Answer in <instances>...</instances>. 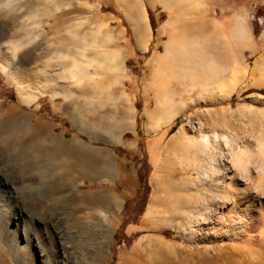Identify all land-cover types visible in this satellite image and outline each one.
<instances>
[{
    "label": "rangeland",
    "instance_id": "374dc122",
    "mask_svg": "<svg viewBox=\"0 0 264 264\" xmlns=\"http://www.w3.org/2000/svg\"><path fill=\"white\" fill-rule=\"evenodd\" d=\"M152 1L155 3L150 6L149 0H138L140 9H142L140 11H143L146 17L145 23L149 26L152 35L145 49L139 47L133 36L132 25L125 14L121 0H79V3L73 4V10H76L73 13L74 15L64 16V22L60 23L56 32H53L50 26L54 22V18L59 17L61 11L66 12V10L53 11L52 17L45 18L44 31L49 33V38L47 37L49 42L46 41V47L49 51L53 49V37L58 35L68 39L67 44L59 46L61 52L66 53L68 50L73 54L76 52L77 55L83 52L85 58L107 51L115 53L116 50L118 53V55L115 54L118 57L117 62H115L121 64V67L123 64L122 72H120V68L112 66L113 63L108 60L110 57L106 56V60L105 56H99L100 61H96L97 65L93 61L88 66L90 72L93 71L92 75L87 73L76 78L81 82L83 81L82 78L89 79L92 76L94 79H104L105 76L109 78L105 90L106 94L98 92L95 97V94L92 95V99L81 94L82 96H77V102L81 106V110L85 112L87 107L91 109L95 107L92 113L95 114L96 120L103 116V109L109 111V114L103 116L106 124L102 127H108V132L110 131L113 135H111L113 140L118 137L119 142L115 144L112 143V138H110L108 132L104 134L105 136L97 134L100 138L97 136L95 139H90L89 135L85 133L87 131L84 128V121L73 122L68 118L66 102L62 97L51 99L49 96H43L28 103L23 102L21 100L22 96L17 92L16 87L0 73V108L2 111L6 112L14 108L23 112L32 126L36 124L42 129V133L36 134L37 138L48 141L45 135L48 136L49 133L66 143L75 141L93 151L91 157L87 155L78 157V155L71 153L63 154L66 163L71 165V169L86 164L97 171L94 179L77 178L76 183L79 179L82 182L77 184L74 194L70 193L71 195H69L68 193L69 183L65 186L68 191L63 189L60 194H51L48 191V180L50 182L57 175L56 173H54V176L52 174L56 161H51V158H47L42 153H38L37 157L32 160L34 168L29 176L31 175L30 177L34 182L27 184V181H23L17 184L18 187L24 185L22 188H18L20 195L25 199L31 198L32 203L25 206L23 208L25 210L22 211L23 221L26 222L27 232L30 231V235H34L30 224L33 222L39 223L36 221L38 217H51L52 214L61 217L62 225L65 226L62 231L65 235H61V241L65 240V243L62 241V244L61 242L64 248L58 247L57 253L61 257L64 256L63 258L67 264H80L81 261H83V264H93L94 260L98 259H106L105 264H119L118 256L121 252L126 257L133 258L138 264H152V256L150 257L147 251L151 246L147 249L145 246L148 243L143 244L145 246L142 245L146 241L149 242L150 239L164 240L171 248L177 250V252L175 250L174 252L177 256L181 255L178 256L179 258H187L189 251L187 249L190 248L191 243L188 240L190 234H187L185 229L192 222L191 218H194L197 214H203L207 206L201 200L202 185L200 184L203 180L199 172H204L207 162L205 159H209L208 157L214 154L213 148L215 150L223 147L222 150H225V147L228 146L224 145L223 141L222 144H220L221 142L217 144L220 146L214 147L208 141H202V137L205 136L209 140L214 135H221L220 137L223 139L225 135L224 137L228 139V142L233 143L235 141L234 145L237 147L231 149L236 150L239 147L237 151L241 150L239 154L243 159L247 158V155H257V151L253 150L256 148V138H259L262 142L264 141V80L257 78L258 73L253 75L251 72L253 62L264 55V5L251 6L252 9L245 17L248 31L238 36V39L242 43H246L247 46H252L250 43L253 42L256 51L252 53L248 48L242 49V63L246 66V71L245 73L241 72L243 77L238 73L240 80L238 84L233 85L235 87L232 86L230 78L235 77L236 71L242 70L239 67L238 70L234 71V67L230 63L229 65H223L224 63L217 60H211L210 51H224L228 50L229 47L222 43L220 36L216 33L215 30L218 28L204 27L201 30H196L193 35L204 37L202 38V45L195 41L184 43L173 58L163 62V65L174 72L176 77L168 81L167 97L165 96V99L160 103L161 105H157L154 92L149 89L147 83L152 78L154 71L153 60L156 55L162 53V44L167 40L166 34L157 37V31L161 29V25L167 19V13L156 2L157 0ZM51 2L48 0V7L51 6ZM49 9L52 11V6ZM67 11H70V9ZM251 40L252 42H250ZM35 43L36 41L32 45ZM75 45L77 47L80 45L78 47L80 49ZM79 56L82 57L81 54ZM54 57L55 53L52 52L47 56L49 65H51L53 59L55 60ZM208 59L210 60L208 61ZM114 60H116V57ZM66 61V64L71 62L68 58ZM233 71L234 73H232ZM67 78L72 80L66 75L62 78V80L67 81L63 80L64 83H68ZM76 80L73 79V81ZM202 80L204 86L199 83ZM248 83L252 85L249 86ZM227 84L228 86H225ZM244 86H247V88H244ZM225 87H232L233 89H231L227 98L225 96L223 99L217 100L216 97L225 94ZM65 96L67 97L66 101L69 102V94L65 93ZM86 98L89 100L87 101ZM84 105H87V107L83 108ZM238 106H247L248 108L246 107V110L241 114L233 110ZM171 109L176 111L173 112ZM166 111L175 113L171 121L164 124L162 120H157L156 124L158 126L156 127L148 124L147 114L150 113L151 116L154 115L153 117L160 118L162 114L165 115ZM89 115H91V112L85 113L84 117ZM130 116L133 120L131 125L128 123ZM80 129L85 132L80 131ZM248 132L255 137L250 136L251 134L249 135ZM235 136L238 137V142L236 139L234 140ZM108 137L110 138L109 143L107 142ZM242 139L244 142H242ZM180 140H184L181 142L182 144H180ZM189 141L197 146V156L199 155L198 157L203 161V165L200 160V163H197L198 160L194 161L196 157L193 158L192 162L191 156L193 154L191 150L193 147H191ZM174 143H176L175 146H173ZM217 145L215 144V146ZM232 146L229 145V147ZM241 146L242 149H240ZM171 148L173 149L171 150ZM261 148L263 149V147H260L259 150H262ZM9 153L10 151L7 148L0 149V167L2 165L7 171L19 175L17 173V160L13 154L10 153V155ZM199 166L200 168H198ZM155 171L163 175L162 187L149 186L150 180L154 179ZM43 172L47 173L45 184L37 182ZM150 175L153 177L151 176L149 180ZM157 177V180L161 179L160 175ZM130 178L132 182L128 183ZM106 192L115 195L118 207L114 206V203L110 200L101 197ZM63 193L64 195L59 198V195ZM84 194L97 197L95 200L88 202L84 198ZM197 194L200 198L195 200ZM155 195L157 199L155 198L153 201ZM150 204H153L154 207L149 215H146ZM1 207L0 226L4 235L7 233L5 229L7 216L11 221L16 220V218L14 215H9L10 210L7 212V208ZM100 210L103 213L106 212V215L108 214L107 218L111 222L109 242L105 243L104 247L102 246L103 248L94 236V226L96 225L97 228L102 225L98 213ZM189 215H192V217ZM18 218L20 219L19 228H21V217L18 215ZM181 220L182 223L184 221L183 224ZM28 221L29 223H27ZM203 246L201 243H197L195 249L201 251ZM92 250L97 251L94 259H85L87 252L91 251L93 253ZM61 252L63 253L61 254ZM23 254L24 250H21L20 256L23 257ZM133 254L138 255L134 256ZM12 259L10 251L6 246L0 244V264H9V262L11 264L14 261ZM98 264L103 263L100 261Z\"/></svg>",
    "mask_w": 264,
    "mask_h": 264
},
{
    "label": "bare ground",
    "instance_id": "6f19581e",
    "mask_svg": "<svg viewBox=\"0 0 264 264\" xmlns=\"http://www.w3.org/2000/svg\"><path fill=\"white\" fill-rule=\"evenodd\" d=\"M49 1H52V11L49 9L51 6L48 7V0H0V73L16 87L17 92L22 96L21 100L25 103L43 96H49L51 99L62 97L66 102L68 118L73 122L80 120L84 121V128H86L87 132L81 129L80 131L87 133L90 139H95L99 134H107L108 127L102 126L106 124L104 123L103 116L109 114V111L103 109V116H100L99 119L96 120L95 114L92 113V110L95 107L91 109L87 107V105H84L83 108H85V106L87 108L85 109L86 112L83 110V113L81 106L77 102V96L82 94L83 96L91 97L92 99V95L95 94V97L98 92L106 94L107 92L105 90L107 89L109 78L105 76L104 79H94L92 76L89 79L82 78V82L81 80H76V78L87 73L92 75L93 71L90 72L88 66L93 61H100L99 59L101 56H105L106 60L107 57H110L108 60L113 63V67L120 68V72H122L121 68L123 67V64L121 67V64L116 63L118 58L116 56L118 55L116 50L115 53L107 51L87 58L83 57V52L80 53L82 57L79 56L80 54L77 55L75 54L76 52L73 54L67 49L66 53L61 52L59 46L68 43V39L65 36V38H63L55 35L53 37V49L52 51H49L48 47H46L49 33L44 31V25L46 24L45 18L52 17L53 11H58L60 9L66 10V12L61 11L59 17H55L54 22L50 26V29L53 32L58 31L60 23L64 22L63 17L76 12V10H73V4L79 3V0ZM121 1L124 6L125 14L131 22L133 36L139 47L145 49L152 35L149 26L145 23L146 17L143 14V11H140L142 9H140L138 0ZM156 2L160 4L163 10L167 13V19L161 25V29L157 31V37L166 34L167 40L162 44V53L156 55L153 60L154 71L152 78L147 83L149 89H152L154 92L156 103H158L157 105H161L160 103L165 99V96L167 97L166 91L168 81L176 77V74L163 65V62L173 58L178 52V49L184 43L195 41L199 45H202L201 42L204 37L193 35L196 30H201L204 27L218 28L215 30L216 33L220 36L222 43L229 47L228 50L224 51H210L211 60H217L220 63H224L223 65H229L230 63V65L235 68H233L234 71H236V69L238 70L240 67V70L242 71H236V75L230 74L235 75V77L230 76L232 77L230 78L232 86L239 83L240 77H238V73L242 76L243 74H241V72L245 73L246 71V66L242 63V49L248 48L254 53L256 48L253 46L252 40L250 41L252 43L249 42L252 46H247L246 43L245 45L238 39V36L239 34L247 33L248 31L245 17L252 9L251 6L264 5V0H157ZM153 3L155 2L149 0L150 6H153ZM68 9H70V11H67ZM34 41H36V43L32 45ZM75 46L77 47V45ZM50 52L55 53V60L53 59V62H50L52 67L47 62V56ZM115 57L116 60H114ZM67 58L70 59V64L65 63L67 62ZM209 60L210 59H208V61ZM252 65V74L256 75L258 73L257 78L264 80V55L260 56ZM234 71L232 73H234ZM66 75L72 79L68 80L67 78L68 83L63 82L65 79L62 80ZM73 79L76 81H73ZM115 80L117 79L115 78ZM199 83L204 86L203 80ZM225 86H228V84ZM244 88H247V86H244ZM231 89L233 88L225 87V94L223 93V96L216 97L217 100H221L225 96L227 98ZM65 93L69 94V102L66 101L67 97L65 96ZM88 100L89 99H87V101ZM200 101L202 100L200 99ZM246 107L238 106L233 110L242 114V112L246 110ZM173 109L171 110L175 112L176 110L174 111ZM87 112H91V115L84 117ZM173 112L170 113L169 111H166L165 115L162 114L160 118L153 117L154 115L151 116L149 113L147 114L148 124L156 127L158 126L156 124V122H158L157 120H162V122L166 124L174 117L173 115H175V113L173 114ZM129 119L130 121L128 123L131 125L133 122L132 117L130 116ZM38 133H42V129L36 124L32 126L28 117L23 112L14 108L5 112L0 108V149L7 148L10 153L15 156L18 166L17 173H19V175H14L13 172L4 169L2 165L0 167V207L3 206L7 208V212L10 210L9 215H14L16 218V220L11 221L7 216L8 220L6 221L7 223L5 227L7 233L4 235L0 226V244L6 246L12 254L14 261H12L11 264H67L63 258L64 256L61 257L57 253L58 247L61 249L64 248V246L61 245V242L63 241H61V235L63 234L62 231L65 226L62 225L63 222H61V217L59 218L57 214H52L51 217L36 216L38 218L35 220L39 223L33 222L30 224L31 230L34 233V235H30V231L29 233L27 232V224L23 221L22 211L25 210L23 209L25 206L32 203L31 198H23L20 195L18 188H22L24 185L18 187L19 185L17 186V184H20L23 181H27V184L34 182L30 177L31 175L29 176V173L34 168L32 160L37 157L38 153H42L47 156V158H51V161H56V163L54 162L55 167L52 174L53 176L54 173L57 175L50 182L48 180V191H50L51 194H60L63 189H66V184L69 183L70 187H67L69 188L68 193L69 195H71L70 193L74 194L77 184L82 182L79 179L76 183L77 178L84 177L88 178L87 180L94 179L97 171L95 168L88 167L86 164L71 169V165L66 163L63 154L71 153L78 155V157L86 155L91 157L93 151L75 141L66 143L62 139L55 138L49 133L48 136L45 135L48 138V141L43 138L40 139L36 137V134ZM108 133L110 138H112V143L115 144L119 142L117 139L118 137L113 140L111 132L109 131ZM220 136L214 135L209 140L205 136L202 137V141H208L214 147L220 146L217 144L220 142V144H222L223 141V144L228 146L225 147V150H222L223 147L221 149L220 147L216 148L215 150L213 148L214 154L209 156V159H205L207 162L205 166L206 168L203 170L204 172H199V175L204 181L200 184L202 185L201 200H203L207 206L205 205L206 210L203 214L193 215L195 219L191 218L192 222H190L187 229H185L186 233L190 234L188 235L189 238H187L191 243L190 248L187 249L189 250L187 258H179L181 255H178L179 257L177 256V250L171 248V246L164 240L150 239L151 241L149 240V242L151 243L146 241L142 243V245L148 243L147 246H143L146 248H149L150 246L152 247L149 249L147 248L150 257L152 256V264H264V141L262 142L259 138H256V145L253 142L252 143L256 147L253 150L257 151V155L252 154V157L247 155V158L245 157V159H243L241 154H239L241 150L239 152L237 151L239 147L236 148V150L231 149L237 147L234 145L235 141L233 143L231 141L228 142V139L224 137L225 135L223 136V139ZM250 136H252V134ZM110 138L107 142L110 141ZM239 138L241 137L239 136ZM235 139L237 140L238 137L236 138L235 136L234 140ZM182 141H179L180 144H182ZM238 141L239 140H237V142ZM189 142L191 143V147H193L191 150L193 154V156H191L192 162L193 158L196 157L194 161L198 160L197 163H200V157H198L199 155L197 156L196 152V150H198L196 149L197 146L193 145L191 141ZM242 142H244L243 139ZM175 144L176 143H174L173 146H175ZM215 144L217 146H215ZM258 144H260V146H258ZM229 145L234 146L229 147ZM246 146L248 147V144H246ZM260 147H263V149L261 148L262 150H259ZM172 149L173 148H171V150ZM240 149H242V146ZM232 150L235 151L233 152ZM45 156L44 158H46ZM201 163L203 165V161H201ZM198 168H200V166ZM198 168L197 170L200 171ZM157 171H155L154 174L155 180L159 175ZM46 174L47 173L43 172V175L37 180V182L45 184V178L47 177ZM131 182L132 179L130 178L128 183ZM62 195H64V193L59 195V198ZM84 195V198L87 199L86 201L88 202L95 200L97 197L91 194ZM101 197L105 200H110L114 203V206L118 207L117 199H115V195L111 192H106ZM157 197H159V195H157ZM155 198L156 195L153 196V201ZM195 198V200H198L200 196L197 194ZM13 200H15V202H13ZM153 207V204L148 206L146 215H149ZM98 213L102 220V225L98 226L99 229H97L98 227L96 228V225L94 226V236L102 247L105 243L109 242L111 222L109 218H107L108 214L106 215V212L103 213L102 210H100ZM18 215L21 217V228H19L20 219L18 218ZM189 216L192 217V215ZM27 223H29V221ZM63 235H65V233ZM197 243L204 245L201 251L195 249V244ZM21 250H24L23 257L20 256ZM174 250L176 252H174ZM134 252L136 251L134 250ZM62 253L63 252H61V254ZM96 255V250H94L93 253L91 251L89 253L87 252L85 259H94ZM118 257L119 264H138L133 258L126 257L123 252H121ZM99 260L100 259L96 261L94 260L93 264H98L100 261L103 264L106 262V259ZM80 264H83V261H81Z\"/></svg>",
    "mask_w": 264,
    "mask_h": 264
},
{
    "label": "crops",
    "instance_id": "0c3cea01",
    "mask_svg": "<svg viewBox=\"0 0 264 264\" xmlns=\"http://www.w3.org/2000/svg\"><path fill=\"white\" fill-rule=\"evenodd\" d=\"M159 175H160L161 179H158V180L157 179L156 180L155 179L150 180L151 179L150 177L152 175L149 176V180L151 181V182H149V186L150 187H162V185H163L162 184L163 175H161V174H159ZM156 183H157L158 186L156 185Z\"/></svg>",
    "mask_w": 264,
    "mask_h": 264
}]
</instances>
